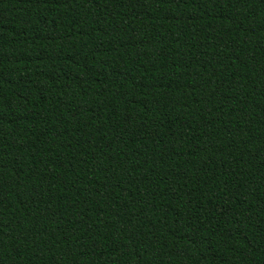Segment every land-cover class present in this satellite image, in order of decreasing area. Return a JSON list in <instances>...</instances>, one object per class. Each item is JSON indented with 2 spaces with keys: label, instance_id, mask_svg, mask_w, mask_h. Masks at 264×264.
<instances>
[{
  "label": "trees",
  "instance_id": "1",
  "mask_svg": "<svg viewBox=\"0 0 264 264\" xmlns=\"http://www.w3.org/2000/svg\"><path fill=\"white\" fill-rule=\"evenodd\" d=\"M0 264H264V0H0Z\"/></svg>",
  "mask_w": 264,
  "mask_h": 264
}]
</instances>
